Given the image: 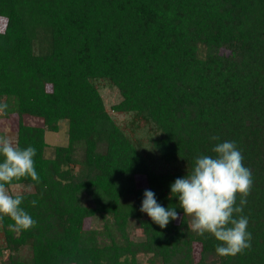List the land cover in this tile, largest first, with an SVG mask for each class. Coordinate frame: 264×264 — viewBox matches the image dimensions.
Returning <instances> with one entry per match:
<instances>
[{
    "label": "trees",
    "instance_id": "1",
    "mask_svg": "<svg viewBox=\"0 0 264 264\" xmlns=\"http://www.w3.org/2000/svg\"><path fill=\"white\" fill-rule=\"evenodd\" d=\"M0 19V117L18 120L13 144L36 148L41 180L10 186L36 226L0 220V264H264V0H0ZM226 140L252 173L251 248L221 257L169 195ZM145 190L180 218L161 229Z\"/></svg>",
    "mask_w": 264,
    "mask_h": 264
},
{
    "label": "clouds",
    "instance_id": "2",
    "mask_svg": "<svg viewBox=\"0 0 264 264\" xmlns=\"http://www.w3.org/2000/svg\"><path fill=\"white\" fill-rule=\"evenodd\" d=\"M5 107L0 105V112ZM210 139L216 141L219 137ZM211 151L215 155L197 156L192 170L175 179L170 185L169 198H178L179 207L191 218L188 227L193 232L200 236L210 234L219 242L215 247L217 255L235 256L251 248L249 221L242 212L251 192L252 173L244 165L243 154L234 141L217 143ZM36 155L35 147L21 148L0 136V220L8 216L13 221L8 225L11 231L36 226V221L22 206L24 196L10 191L13 182L23 178L41 182L35 167ZM143 196L140 211L161 229L180 218L175 208L159 204L153 191L145 190ZM31 204L35 206L36 201Z\"/></svg>",
    "mask_w": 264,
    "mask_h": 264
},
{
    "label": "rangeland",
    "instance_id": "3",
    "mask_svg": "<svg viewBox=\"0 0 264 264\" xmlns=\"http://www.w3.org/2000/svg\"><path fill=\"white\" fill-rule=\"evenodd\" d=\"M4 23L5 22L2 19H0V30H3ZM101 92L106 101L107 108L110 111V113L114 116V118L118 122H121V123L125 120H128L129 119L128 115L115 113L111 109L112 105L119 101V94L117 90L112 89L110 87L102 86ZM16 121H18L16 117L12 119L0 117V136L8 138L12 143L14 142L15 135H16V132H15ZM24 122L26 124L36 125V126H42L44 124V121L42 118L28 116V115L24 116ZM67 129H68L67 121H62L60 123V130L58 132H54V131L46 132V139H47V142L49 143V147H47L46 152L49 156L52 155L53 146L65 144L68 141ZM10 191H12L13 193L18 192L19 188L17 186H14L10 188ZM5 244H6L5 234H4V230L1 225V222H0V247L4 246ZM7 257H8V252L5 251L3 258L6 259Z\"/></svg>",
    "mask_w": 264,
    "mask_h": 264
}]
</instances>
